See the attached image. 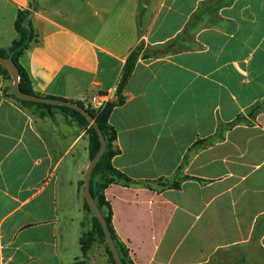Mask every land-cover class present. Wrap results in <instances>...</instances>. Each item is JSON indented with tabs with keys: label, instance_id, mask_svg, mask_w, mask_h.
Here are the masks:
<instances>
[{
	"label": "crops",
	"instance_id": "1",
	"mask_svg": "<svg viewBox=\"0 0 264 264\" xmlns=\"http://www.w3.org/2000/svg\"><path fill=\"white\" fill-rule=\"evenodd\" d=\"M205 8L191 46L152 54ZM19 12L35 34L19 63L42 98L116 103L144 49L109 119L113 166L153 185L105 192L130 264H264V0H0V51L19 39ZM12 84L0 73V264H112L98 239L82 251L94 232L81 187L89 126L59 107L32 111ZM181 172L179 188L155 184ZM193 216L206 221L180 252L173 240Z\"/></svg>",
	"mask_w": 264,
	"mask_h": 264
},
{
	"label": "trees",
	"instance_id": "2",
	"mask_svg": "<svg viewBox=\"0 0 264 264\" xmlns=\"http://www.w3.org/2000/svg\"><path fill=\"white\" fill-rule=\"evenodd\" d=\"M207 13V9L201 10L196 16L193 21L189 24L187 29H185L184 33L185 34L188 30L191 28L196 27L198 20L202 15ZM28 16L29 12H19L18 18L15 23V28L17 32L19 33V39L15 41L12 45V47L9 49L8 52L0 51V55L5 57V58H12L16 64V66L19 69L20 72V89L22 90L23 93L29 94V95H35L32 89L31 81L29 79V76L27 72L24 70V68L20 65L19 63V58L25 51V49L29 46V44L34 40L35 34L34 30L32 29L30 23L28 22ZM174 42V41H173ZM173 42H170L168 44H171ZM167 44V45H168ZM143 48L142 46L136 48L131 55L129 56L127 63L124 67L120 83L118 85L117 89V96H118V102L116 103H108L105 108H103L100 111H95L90 108H87V110L93 115L95 121L98 123L100 129L102 130L105 139H106V151L101 158V160L98 162L97 166L94 168L91 176V183H90V190L91 193L95 199L96 204L104 214V217L106 219V222L109 226V229L111 231V234L113 236V239L115 241L116 247L118 249V252L121 256V259L124 264H130L128 260V252L126 248L121 244L119 241L115 230L112 225V218H113V213H112V208L110 203L106 199L105 192L106 190L113 184H121L126 187H132L136 185H143L148 188L153 189V185L151 183H143L139 184L129 178L127 175L119 171L113 166L112 160L113 158L120 153V150L116 147V131L114 128H112L109 125V119L111 116V113L114 109V107L118 104H122L124 102V97H123V92L125 90V87L134 71L136 62L142 52ZM147 53V51H146ZM161 53V50L153 51L154 56H158ZM171 53H175L172 51ZM167 54V53H165ZM148 54H144V57H149ZM0 73H2L7 79L11 80V76L8 72V70L0 65ZM17 100H19L24 106L27 108L31 109L34 112H38L35 109L36 104L33 102H28V101H22L18 99L15 95H13ZM80 106L84 107L85 106L82 103H79ZM63 112L67 114H71L74 118L79 120L82 124L85 126H89V134H90V157L91 161L94 159L96 154L98 153L101 143H100V138L95 130V128L90 124V122L87 120L85 116H83L80 112L66 108V107H59ZM41 114H44V111L39 112ZM159 182L155 183L158 184ZM85 181L81 183V187H84ZM179 184H175L172 187L179 188ZM170 186L164 185V188H167ZM85 208L89 212L92 213L90 210V207L85 200ZM93 214V213H92ZM93 226H94V232L93 234H90L88 236H85L81 239V245H82V251L83 255L86 256L87 252L92 244V242L95 239H98L100 242L104 243L107 245V253L110 258V261L112 264H116L115 259L113 257V254L107 244L106 236L104 234L103 228L99 222V220L94 216L93 214Z\"/></svg>",
	"mask_w": 264,
	"mask_h": 264
},
{
	"label": "water",
	"instance_id": "3",
	"mask_svg": "<svg viewBox=\"0 0 264 264\" xmlns=\"http://www.w3.org/2000/svg\"><path fill=\"white\" fill-rule=\"evenodd\" d=\"M0 65L4 66L8 70L11 76L12 82H13L11 86V92L18 99L22 101H28V102L35 103L36 110L46 111L50 116H53V113L56 107H66V108L76 110L80 112L83 116H85L87 120L90 122V124L97 131L99 138H100L101 146H100L98 153L96 154L94 159L91 161L87 169L86 176H85L84 196H85V200L87 201L90 207V210L92 211L94 216L99 220L103 228L104 234L106 236L107 244L113 254L116 264H124L118 252V249L116 247L115 241L113 239L109 226L106 222L104 214L102 213V211L96 204L95 199L90 190L92 172L94 168L97 166L98 162L103 157L106 151V146H107L105 136L102 130L100 129L98 123L95 121L93 115L87 110V108H84L77 103L68 102L64 100H58V99H52V98H42L36 95H29V94L23 93L19 85L20 84V72L14 60L12 58H5L0 55ZM257 110L258 108H254L250 112L249 117H253L254 114L257 112Z\"/></svg>",
	"mask_w": 264,
	"mask_h": 264
},
{
	"label": "rangeland",
	"instance_id": "4",
	"mask_svg": "<svg viewBox=\"0 0 264 264\" xmlns=\"http://www.w3.org/2000/svg\"><path fill=\"white\" fill-rule=\"evenodd\" d=\"M212 14L209 13L207 15L208 20H203L201 21V24L199 27L205 26L207 24L210 23L211 18H212ZM195 30L194 29H190L189 31H187L185 34V36L180 40L177 39L175 40L173 43L165 45L163 47H157L152 49L153 51H157V50H161V53L159 55H166L167 54H171L172 51L174 52H178L181 51L189 46H191L193 44V35H194ZM143 48V47H142ZM144 50V49H143ZM147 50H145L146 52ZM207 148L206 144L204 146H201L200 148ZM178 181L174 180V181H169L167 183L162 182V183H158V185L161 188H164V185L170 186L172 187L175 184H181L184 180L188 179L187 176L184 175L183 172H181L179 174V176L177 177ZM180 187V186H179ZM215 208V202L213 203V205L211 206V209ZM210 210V209H209ZM197 216V214H196ZM206 221V219L203 218H196V217H191L188 221V226L182 230V232L180 233V235L178 236V238L176 239L177 236H175L173 243L174 246H179L180 245V252H184V250H186V248H188L189 246L195 245L199 239L200 236V232L202 229V225L204 224V222ZM176 239V241H175ZM215 243V241H212ZM215 264V263H212Z\"/></svg>",
	"mask_w": 264,
	"mask_h": 264
},
{
	"label": "built area",
	"instance_id": "5",
	"mask_svg": "<svg viewBox=\"0 0 264 264\" xmlns=\"http://www.w3.org/2000/svg\"><path fill=\"white\" fill-rule=\"evenodd\" d=\"M110 95L107 93H99L94 96H92L88 101H87V107L95 111H100L103 108L106 107L108 103H110Z\"/></svg>",
	"mask_w": 264,
	"mask_h": 264
}]
</instances>
